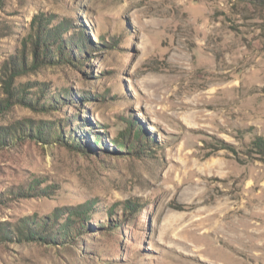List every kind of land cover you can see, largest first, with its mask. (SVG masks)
Masks as SVG:
<instances>
[{"label": "rangeland", "instance_id": "1", "mask_svg": "<svg viewBox=\"0 0 264 264\" xmlns=\"http://www.w3.org/2000/svg\"><path fill=\"white\" fill-rule=\"evenodd\" d=\"M15 128L0 264H264V0H0Z\"/></svg>", "mask_w": 264, "mask_h": 264}, {"label": "trees", "instance_id": "2", "mask_svg": "<svg viewBox=\"0 0 264 264\" xmlns=\"http://www.w3.org/2000/svg\"><path fill=\"white\" fill-rule=\"evenodd\" d=\"M23 63V62H22ZM23 66L24 63L22 64ZM11 73L8 74V77H9V80L6 81V85H5V89L9 95V100L6 101L4 104V106L7 108V106L11 103V100L15 98V100H18V93H15L14 92V89H13V82H14V79L15 77L14 76H17V75H20V66H18L17 64L10 70ZM14 72V73H13ZM18 101H22V100H18ZM12 131L14 134H12ZM10 130L8 132L6 131H0V147L4 146L6 143H10V141L14 142L15 140L12 138V137H18L17 136V129L15 128L14 130ZM38 138L42 139L44 141V138L42 137L41 133L39 131L36 132ZM11 136V138H9ZM30 136L32 137H35L34 134H30ZM81 148V147H80ZM25 235V236H24ZM24 235L20 233V237H27V233L26 231L24 232ZM29 236L30 237H33L34 236V233L33 232H30L29 233ZM37 236V235H36ZM21 239V238H20ZM50 241V240H49Z\"/></svg>", "mask_w": 264, "mask_h": 264}]
</instances>
